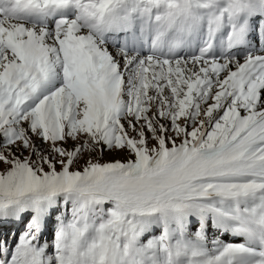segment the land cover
<instances>
[{"label": "snow or ice", "instance_id": "snow-or-ice-1", "mask_svg": "<svg viewBox=\"0 0 264 264\" xmlns=\"http://www.w3.org/2000/svg\"><path fill=\"white\" fill-rule=\"evenodd\" d=\"M262 33L264 0H0V264H264Z\"/></svg>", "mask_w": 264, "mask_h": 264}, {"label": "rangeland", "instance_id": "rangeland-1", "mask_svg": "<svg viewBox=\"0 0 264 264\" xmlns=\"http://www.w3.org/2000/svg\"><path fill=\"white\" fill-rule=\"evenodd\" d=\"M105 159L107 160V159H109V157L106 156ZM210 220H212V219L209 218L207 220V227H206V229L204 228L205 230L203 229V231H202V232L205 233V237H207L209 234L212 235V233H216V232L219 231V227H216V228L212 227V225L209 223ZM8 221H10L9 224L18 223V220L14 219L12 217H9ZM8 221H6L5 223L0 222V225H4ZM193 221H195V220L187 221V224L184 225V226L170 227L169 228L170 237L172 239H181L182 238L183 240L193 242L194 244H198L199 242L196 241V239H195V231H196V229L192 227V222ZM209 231H211V233H209ZM206 232H207V234H206ZM160 233H161V226L158 224V222H153L151 224V226L149 227V229L147 231H145L144 234L140 237V242L143 244L148 239H151V238L159 236ZM9 235L15 239L19 234L18 233H14V229H13V231L10 232ZM214 237H215V239L213 241L215 242V244L219 245V244H225L226 243V238L219 236L217 233H216V235ZM45 240L47 241V238H45ZM209 245L210 246L212 245V241L209 242ZM185 259H189V258H185Z\"/></svg>", "mask_w": 264, "mask_h": 264}, {"label": "bare ground", "instance_id": "bare-ground-1", "mask_svg": "<svg viewBox=\"0 0 264 264\" xmlns=\"http://www.w3.org/2000/svg\"><path fill=\"white\" fill-rule=\"evenodd\" d=\"M250 36H251V34H250ZM205 230V229H204ZM224 243V242H223ZM216 245H218V244H216Z\"/></svg>", "mask_w": 264, "mask_h": 264}]
</instances>
